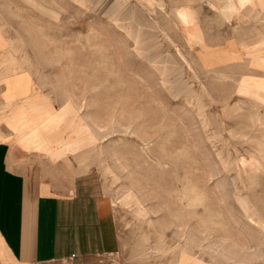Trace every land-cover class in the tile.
I'll list each match as a JSON object with an SVG mask.
<instances>
[{"label":"rangeland","instance_id":"obj_1","mask_svg":"<svg viewBox=\"0 0 264 264\" xmlns=\"http://www.w3.org/2000/svg\"><path fill=\"white\" fill-rule=\"evenodd\" d=\"M5 1L23 5L0 13L12 38L7 48L23 54L24 72L4 80L7 85L21 81L30 88L26 96L33 95L40 104V123L24 144H40L64 131L67 122L56 120L54 114L71 106L90 125H98L105 148L98 146L101 164L108 161L146 206L163 211V216H152L156 227L152 219L146 221L156 231L168 223L163 241L174 243L165 250L171 255L169 264H264V150L249 143L253 137L237 141L231 132L239 126L240 114L256 108L240 105L234 112L239 79L260 80L242 79L238 98L253 90L263 96L264 70L256 71L260 68L245 60L203 70L228 58L222 49L208 46L204 33L210 44L224 43L220 36L237 35L236 22L232 19L233 26L223 18L224 9H216L210 0L200 2L203 33L194 22L198 9L176 8V0H147L153 6H142L138 0H100L103 8L97 0ZM248 6L250 19L259 16L264 22V13ZM172 10L181 14L173 15ZM203 50L210 51L212 59H205ZM145 52L171 57L158 68L159 62L156 66L143 57ZM29 73L40 87L32 84ZM257 105L258 116L264 115V104ZM210 109L221 115L229 133V167L220 159L222 152L217 153L218 137L209 135L203 124ZM67 115L73 123L74 114ZM222 122L209 124L216 132ZM248 129L244 128L246 134L251 133Z\"/></svg>","mask_w":264,"mask_h":264},{"label":"crops","instance_id":"obj_2","mask_svg":"<svg viewBox=\"0 0 264 264\" xmlns=\"http://www.w3.org/2000/svg\"><path fill=\"white\" fill-rule=\"evenodd\" d=\"M99 1L97 0L96 5L101 6ZM165 1L168 0H162ZM180 1L182 0H176V8L198 9V19L194 22L198 21L201 27L200 2L205 0H184L182 4ZM210 1L216 9H224V19L233 26L234 21L236 22L234 30L237 35L220 36L218 38L224 43L210 44V39L201 27L208 46L222 49L221 53L228 57L209 67H204L198 58L203 70L243 60L260 68L255 69L256 71L264 70V22L258 20L259 16H255L253 20L247 14L248 5L251 10L263 14L264 9L261 7L264 8V0H235V4L232 0ZM246 2L250 4L245 5ZM138 4L154 5L147 0H138ZM4 8L18 10L23 5L0 0V10ZM13 13V24L17 26V11ZM171 13L177 16L178 13L181 14L179 10H172ZM237 16L241 22H237ZM1 17L0 13V264H59V260L71 254L80 256V264H160L162 257L157 255L156 258L152 254L155 241L148 234L165 235L166 230L163 228H168V223L159 225L162 228L157 230L159 233L146 219L153 220L152 216H163V211L146 206L135 188L131 187L134 193H130L126 178L116 168L110 167L108 161L106 165L101 164L102 152L98 146L104 148V145L103 136L97 133V124L90 125L85 116L79 115V110L74 111L71 106H66L63 111L56 112L60 115L54 114L56 120L67 122L64 131L62 129L51 134L49 140L44 138L40 144L33 140L28 144L30 147L24 144L25 138L32 137L34 129L40 123V104L33 95L26 96V90L30 88L21 81L10 80L7 85L4 80L6 75L21 74L24 69L21 57L23 54L19 55L17 48H7L8 40L12 38ZM124 19L128 21L126 16ZM191 29L193 30H189V33H193L195 27ZM135 30L139 34L137 27ZM18 33L22 40L23 33ZM136 42L138 46V41ZM158 53L151 55L150 52H145L143 57L156 66L159 62L158 68H161V61L168 64L165 59L169 55L164 57L165 55ZM202 55L207 60L212 59L208 50H203ZM216 58L222 59L213 57ZM196 63L194 60V65ZM29 74L32 84L36 88L40 87L33 75ZM244 78L255 79L244 76L239 79L233 102L236 106L234 112H238L240 105L256 108L252 107L255 109L244 111L238 116L236 122H239L236 125L239 126L235 125L237 128L231 130L232 136L237 141L253 137L249 143L264 150V115L258 116L257 105L264 104V95L259 96V91L253 90L249 92V96L238 98V88ZM17 94L21 96H16ZM23 98L26 100L21 101ZM51 102L57 107L56 102ZM17 103L19 104L15 105ZM12 105H15L13 109ZM68 113L74 114L73 123L69 122ZM220 116L210 109V113L204 114L202 120L215 122L216 126V122H222ZM226 120L227 118L224 121ZM221 126L222 129L214 133V137H218L216 150L225 155L220 159L229 167L233 162L231 146H228L226 138L229 133L226 134L223 122ZM244 128H249L251 133L246 134ZM39 132L42 133L41 128ZM90 136H94L92 141H89ZM39 145L41 149L49 146L50 150H41ZM153 223L156 227L154 220Z\"/></svg>","mask_w":264,"mask_h":264},{"label":"bare ground","instance_id":"obj_3","mask_svg":"<svg viewBox=\"0 0 264 264\" xmlns=\"http://www.w3.org/2000/svg\"><path fill=\"white\" fill-rule=\"evenodd\" d=\"M203 123L205 125V128L208 130V133L210 135H213L214 136V133H215L214 127L211 126L209 124V122H203ZM221 155L224 158L225 155L224 154H221ZM148 235H151L153 241H155V243H154V249H153V253L152 254L155 257L157 255H158V257H162L161 258V262H159L160 264H169L168 263V260H169V258H170L171 255L168 254V253H166L165 250L169 247V245L174 244V243L171 240H169V239H165V241H163V238H165L163 234L160 235V234L151 233V234H148ZM159 252H161V253H159ZM155 257H153V258H155Z\"/></svg>","mask_w":264,"mask_h":264},{"label":"built area","instance_id":"obj_4","mask_svg":"<svg viewBox=\"0 0 264 264\" xmlns=\"http://www.w3.org/2000/svg\"><path fill=\"white\" fill-rule=\"evenodd\" d=\"M59 264H80V256L71 254L70 256L64 257L59 260Z\"/></svg>","mask_w":264,"mask_h":264}]
</instances>
